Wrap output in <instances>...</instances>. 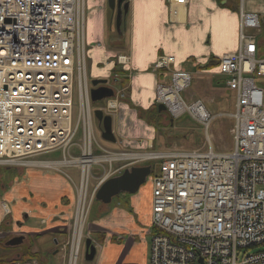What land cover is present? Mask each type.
I'll use <instances>...</instances> for the list:
<instances>
[{
  "label": "built area",
  "instance_id": "obj_1",
  "mask_svg": "<svg viewBox=\"0 0 264 264\" xmlns=\"http://www.w3.org/2000/svg\"><path fill=\"white\" fill-rule=\"evenodd\" d=\"M225 2L228 0H219ZM237 2L238 44L219 60V73L235 94L230 128L232 149L111 150L98 142L88 83L86 0H0V166L42 168L73 184L67 223L66 263L77 264L84 226L95 191L108 177L136 162L157 161L151 182L150 264H264V57L258 37L264 0ZM173 15L189 0H167ZM175 58L151 64L169 71L156 83L154 102L173 120L183 115L208 129L215 117L201 100L182 92L191 75L173 69ZM116 63L128 65L118 54ZM100 106L120 116L126 84L113 87ZM254 97V98H253ZM56 154V156H51ZM85 164L90 166L85 169ZM101 169L97 176L94 167ZM75 169L76 180L65 169ZM0 242L21 233L1 229L10 208L0 201ZM44 222V220H42ZM201 260V261H200ZM3 264H37L19 256Z\"/></svg>",
  "mask_w": 264,
  "mask_h": 264
},
{
  "label": "crops",
  "instance_id": "obj_2",
  "mask_svg": "<svg viewBox=\"0 0 264 264\" xmlns=\"http://www.w3.org/2000/svg\"><path fill=\"white\" fill-rule=\"evenodd\" d=\"M91 5H95L93 6L95 10ZM105 8L109 10V15ZM87 10L89 12V15L85 16L87 71L93 78L108 80V84H112L113 87L127 85L120 116L113 118V129L118 134L116 142L111 143L116 145L114 150L141 151L138 150L141 146L150 150L196 149L184 148L189 142L185 138L174 136V140L181 145L178 148L169 147L175 143L166 140L174 120H170L164 110L157 109L158 104L154 102V97L156 83L169 82V71L151 67L160 55L174 56L173 69H181L191 75V82L187 88L194 83L199 91L196 97L188 96L187 102L199 99L208 111L216 114L226 112L233 99L229 112L234 111L235 94L226 86V77L219 73L218 60L223 54L233 52L237 48L239 18L236 1L189 0L173 15L167 0H128L127 11L122 15L119 31L115 28L114 13L108 7L107 0H91L89 4L86 0V14ZM260 21V30H264V16ZM258 41V54L262 56L264 36L258 37ZM121 53L129 57V64L124 68L115 62L116 55ZM162 118L165 121L167 119L168 124L162 121ZM18 169L23 173L22 180H28L30 175L38 173L37 171L43 175L48 172L56 173L55 177H51L52 183L32 181L29 191V194L38 196H45L47 191L56 206L53 209L43 206L41 220L47 219L44 220L47 224L44 230L25 229L21 226L22 223L16 222L13 228L21 226L20 231L25 235L24 239L14 245L2 246L6 248L18 246L28 237L42 232L65 238V233L61 229L64 220L56 219L73 205L74 193L70 190L65 176L55 171L37 168ZM147 180L148 182L134 193L120 192L113 196L109 203L99 201L101 205L97 204L99 205L97 210L100 212L98 215H95L97 210L93 215L89 212L87 225L96 227L88 230L92 234L95 254L91 261H86L83 246L82 260L79 264H150L152 186L150 180ZM10 193L9 187L5 191V198L9 197ZM15 196L14 193L9 198ZM30 213L31 209H25L21 221H26ZM10 221L11 219L8 223H11ZM58 243L55 239L54 244L57 247ZM61 249L64 252L62 257L65 264L66 252L63 246ZM53 251V254H58L57 250ZM25 252L37 254V257L32 258H36L37 264H45L37 249H26L17 252L15 256L21 257Z\"/></svg>",
  "mask_w": 264,
  "mask_h": 264
},
{
  "label": "rangeland",
  "instance_id": "obj_3",
  "mask_svg": "<svg viewBox=\"0 0 264 264\" xmlns=\"http://www.w3.org/2000/svg\"><path fill=\"white\" fill-rule=\"evenodd\" d=\"M88 1L91 2V0H87L88 4H89ZM93 6H95V5H91L92 9L95 10ZM87 9L89 10V8H87ZM88 10H87L86 17L89 15ZM96 10H98L97 7H96ZM105 10L107 12V15H109V10L107 8H105ZM113 34H114V32H113ZM108 35L111 36L110 33H108ZM257 35L259 38L261 36H264V30L261 29L257 33ZM105 42L107 43V37L105 38ZM262 53H263L262 57H264V45H262ZM87 77H88V83L90 85V80L94 79V78L92 77V75L88 71H87ZM255 80L264 85V76L263 77L255 76ZM185 90L186 91H184L183 94H181L185 100H188L189 98H187V97L190 95L193 97H196L198 95V91H199L194 83L189 88H187ZM232 103H233V99L231 100L229 108L225 110L226 112L215 114V115L223 114V116L215 117V119L212 121V123L208 129L209 142L211 143V146H209V143L207 142V140L205 138V133H204V129L202 128V126L195 123L188 116L183 115L179 119L174 120L173 127L168 133L166 140L170 141V142L174 141V143H175V145H171L169 147H177L178 148L179 146H181L179 143H177V141L174 140V136H175V137H179L181 139L185 138L190 142V143L188 142V144H186L184 146V148H187V149L199 147V148H202L203 150H207V149H209V147H211L212 150L215 152H225V151L232 149V146H231L232 145V138L229 134L230 133V127L232 125V120L228 116V114L230 113L229 111H231V108H232ZM215 111L216 110H213V112H215ZM226 113H228V114H226ZM211 114H213V113H211ZM162 121H164L166 124H168L167 119L165 121L162 118ZM93 128H94V133H95V136H96L98 142H100L103 146L105 145L111 149L116 148L115 144H111V143L106 142L100 138L99 130L97 129V125L95 122H94ZM114 132H115V136L118 137L117 131L115 130ZM123 134H124V132H123ZM185 134H187V135H185ZM179 138H178V140H180ZM191 142H194V144ZM191 145H194V146L190 147ZM141 147L138 150H141V151H149L150 150V149H145V147H142V148ZM154 151H156V150H154ZM51 156L54 157V156H56V154H51ZM156 162L157 161H151L149 163L151 165H156ZM37 169H40L43 171H48V170L42 169V168H37ZM37 172L38 173H34L33 175H30V178L28 180H22L23 179V173L20 172V169H18L16 167L0 166V201L5 200L8 204V206L10 208V212H11L10 215L5 217L4 222L1 225V229L12 228L13 230L20 231L21 226H23V228H25V229L26 228L27 229L35 228L38 230H44L45 229L47 224H45L41 220L42 216H43L42 213H43L44 207L53 209L54 206H56V205L54 204L53 199L47 194V191H46L45 196H38V195L32 194V193L29 194V191H31L30 187H31L32 181L37 182V183H40L41 181L46 183L48 181L49 183H52L51 177H55L56 173L48 172V173H45L43 175L42 172H39V171H37ZM65 173L70 174L74 181L76 180L75 169H71V168L65 169ZM100 173H101V169L99 167L95 166L92 174L94 176H97ZM65 179L69 183V187L71 188L70 190H72V192L74 193L73 184L69 180H67L66 177H65ZM146 182H148V180H146L144 183H146ZM9 187H10L11 193L8 195H9V197H12V195L15 193L16 196L14 198H9L7 196L5 198V191ZM43 187H45V186H43ZM22 198H24V200H22ZM12 199H14V200L11 201ZM97 204L101 205V203H99V201L97 202L96 200H94L92 202V207H91V211H90L91 215H93V212L95 210H97V208H98L97 206H99ZM27 208L31 209L32 213H30V215L28 216L26 221L22 222L21 221L22 220V214H23L24 210ZM72 209H73V207L71 205L69 207V209L66 210L67 212L61 213L60 215L57 216L58 218H56V219L60 220V218H63V217L66 218L67 216H70L72 213ZM99 213L100 212H98V210H97L95 215H98ZM10 219L12 221H10L11 223H8V220H10ZM45 220L47 221V219H45ZM62 220H64V219H62ZM16 222L22 223L23 225L16 226V228H13V224H15ZM93 227H94L93 225L85 224L84 229L87 228V231H88V230H92ZM93 229H96V227H94ZM88 232L90 234V237L92 238L91 232L90 231H88ZM55 239H57L59 242L58 247L54 244ZM64 240H65L64 236L61 237L59 235L50 234L48 232H42L38 235H32V236L28 237L22 244L15 246V247L6 248V247L2 246V243H0V256L12 258L15 256V254L17 252H23L26 249H31V250L37 249V251H39V253H40V256H42V258L44 259L45 264H63L62 255L64 252L62 251L61 247H62V244L64 243ZM82 249H83V244H82ZM82 249L80 251V255H79L77 264H79V262L82 260ZM259 249H261V250L264 249V244L254 247L253 251H256ZM53 250H57L58 254L57 255L53 254V252H54Z\"/></svg>",
  "mask_w": 264,
  "mask_h": 264
},
{
  "label": "water",
  "instance_id": "obj_4",
  "mask_svg": "<svg viewBox=\"0 0 264 264\" xmlns=\"http://www.w3.org/2000/svg\"><path fill=\"white\" fill-rule=\"evenodd\" d=\"M107 5L114 13L115 28L119 31L122 15L127 11L128 0H107ZM106 79L94 78L90 80V99L92 102L102 100L113 94L111 88L105 85ZM159 111L164 110L163 104H158ZM97 127L100 131V137L104 141L114 143L115 135L112 131V118L108 114H103L99 108L93 111ZM151 173L150 165H134L123 169V171L112 177L107 178L100 185L95 193V199L101 203H109L111 198L120 192L134 193L146 181ZM22 241V236L12 238L6 242V245H14ZM95 254V246L89 237L84 240V259L91 261ZM201 261V260H200Z\"/></svg>",
  "mask_w": 264,
  "mask_h": 264
},
{
  "label": "trees",
  "instance_id": "obj_5",
  "mask_svg": "<svg viewBox=\"0 0 264 264\" xmlns=\"http://www.w3.org/2000/svg\"><path fill=\"white\" fill-rule=\"evenodd\" d=\"M97 104V102H95L93 105H96ZM32 257H37V254H35V253H30V252H25V253H23L22 255H21V259L22 260H28V259H30V258H32ZM0 264H1V260H0Z\"/></svg>",
  "mask_w": 264,
  "mask_h": 264
},
{
  "label": "bare ground",
  "instance_id": "obj_6",
  "mask_svg": "<svg viewBox=\"0 0 264 264\" xmlns=\"http://www.w3.org/2000/svg\"><path fill=\"white\" fill-rule=\"evenodd\" d=\"M253 98H254V97H253ZM89 168H90V166H88V165L85 164V169H89Z\"/></svg>",
  "mask_w": 264,
  "mask_h": 264
}]
</instances>
